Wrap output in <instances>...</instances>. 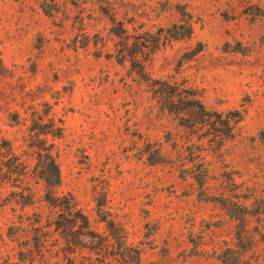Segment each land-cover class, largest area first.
<instances>
[{
    "label": "rangeland",
    "instance_id": "obj_1",
    "mask_svg": "<svg viewBox=\"0 0 264 264\" xmlns=\"http://www.w3.org/2000/svg\"><path fill=\"white\" fill-rule=\"evenodd\" d=\"M0 264H264V0H0Z\"/></svg>",
    "mask_w": 264,
    "mask_h": 264
},
{
    "label": "trees",
    "instance_id": "obj_2",
    "mask_svg": "<svg viewBox=\"0 0 264 264\" xmlns=\"http://www.w3.org/2000/svg\"><path fill=\"white\" fill-rule=\"evenodd\" d=\"M54 169L56 170V179H57V182H55V184H54L56 186V185H58V181H59L60 178H59V175H58L59 170H58L57 166Z\"/></svg>",
    "mask_w": 264,
    "mask_h": 264
}]
</instances>
